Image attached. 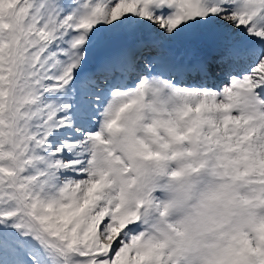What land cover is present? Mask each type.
<instances>
[{"label": "snow or ice", "instance_id": "obj_1", "mask_svg": "<svg viewBox=\"0 0 264 264\" xmlns=\"http://www.w3.org/2000/svg\"><path fill=\"white\" fill-rule=\"evenodd\" d=\"M0 264H264V0H0Z\"/></svg>", "mask_w": 264, "mask_h": 264}]
</instances>
